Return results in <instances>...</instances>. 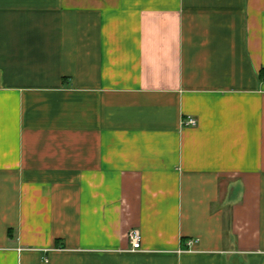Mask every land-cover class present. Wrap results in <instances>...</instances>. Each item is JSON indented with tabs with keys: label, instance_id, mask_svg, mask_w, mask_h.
<instances>
[{
	"label": "crops",
	"instance_id": "crops-1",
	"mask_svg": "<svg viewBox=\"0 0 264 264\" xmlns=\"http://www.w3.org/2000/svg\"><path fill=\"white\" fill-rule=\"evenodd\" d=\"M0 264H264V0H0Z\"/></svg>",
	"mask_w": 264,
	"mask_h": 264
},
{
	"label": "built area",
	"instance_id": "built-area-1",
	"mask_svg": "<svg viewBox=\"0 0 264 264\" xmlns=\"http://www.w3.org/2000/svg\"><path fill=\"white\" fill-rule=\"evenodd\" d=\"M182 123L183 125H195L197 120L194 116H187L186 118H183ZM141 240L142 236L138 228H133L129 231V241L134 250L141 248Z\"/></svg>",
	"mask_w": 264,
	"mask_h": 264
}]
</instances>
